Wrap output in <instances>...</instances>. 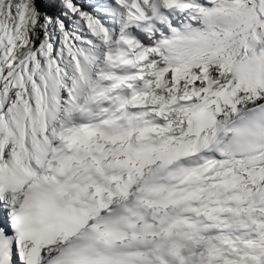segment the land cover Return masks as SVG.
Returning a JSON list of instances; mask_svg holds the SVG:
<instances>
[{
	"label": "snow or ice",
	"instance_id": "snow-or-ice-1",
	"mask_svg": "<svg viewBox=\"0 0 264 264\" xmlns=\"http://www.w3.org/2000/svg\"><path fill=\"white\" fill-rule=\"evenodd\" d=\"M0 264H264V0H0Z\"/></svg>",
	"mask_w": 264,
	"mask_h": 264
}]
</instances>
